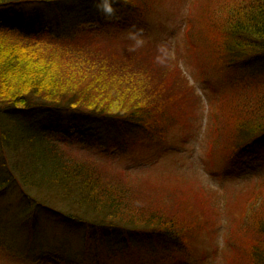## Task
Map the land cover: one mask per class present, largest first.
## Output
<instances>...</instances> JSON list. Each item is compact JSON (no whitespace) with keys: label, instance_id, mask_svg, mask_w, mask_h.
<instances>
[{"label":"trees","instance_id":"16d2710c","mask_svg":"<svg viewBox=\"0 0 264 264\" xmlns=\"http://www.w3.org/2000/svg\"><path fill=\"white\" fill-rule=\"evenodd\" d=\"M106 2L110 7H134L141 18L153 4L0 0V9L41 4L55 19L47 27H19L16 19L0 18V199L15 194L25 206L19 215L0 223V236L5 240L26 232L28 248L40 247L34 227L42 213L83 232L82 264H180L184 239L192 241L207 222L201 218L205 209L195 214L193 206H184L168 174L136 182L95 157L107 156L123 143L142 144L154 137L163 144L169 128L184 126V74L166 54L160 62L146 61V50L134 48L135 41L93 44L82 37L84 29L65 26L69 20L77 22L81 11L87 15ZM225 3L218 32L201 14L202 27H212L208 38L216 43L219 60L233 70L264 63V0ZM253 95L250 100H242L244 95L231 100L233 122L226 113L220 117L219 103H211L230 162L253 158L264 142V89ZM57 112H72L103 125L106 136L113 131L116 142L109 147L84 146L78 137L48 123L21 119ZM255 200L254 207L251 201L240 209L234 205L241 243L230 247L231 235L224 238V264H264V200ZM0 247L17 261L11 244Z\"/></svg>","mask_w":264,"mask_h":264},{"label":"rangeland","instance_id":"374dc122","mask_svg":"<svg viewBox=\"0 0 264 264\" xmlns=\"http://www.w3.org/2000/svg\"><path fill=\"white\" fill-rule=\"evenodd\" d=\"M138 1L131 0L134 5H139ZM227 1L231 2L153 0L143 18L136 16L138 11L134 7H110L106 2L87 15L86 11H81L77 22L65 23L66 27L84 29L82 37L93 44L135 41L134 48L146 50L143 53L146 61L160 62L166 54L176 60L183 71L186 82L182 106L184 126L169 128L163 144L154 137L142 144L123 143L120 149L104 157L94 156L99 162L125 171L136 182L168 174L174 177V181L173 178L170 181L174 182L172 185L177 184L174 187L179 188L184 206H193L190 210L195 214L205 209L201 218L206 217L207 222L197 229L192 241L184 239L180 264H224L228 245L224 238L231 235L230 247L241 243L237 240L239 213L234 205L240 209L251 201L254 207L258 205L255 197L264 200V142L253 158L230 162L223 136L218 135L221 125L218 128L211 107V103L213 106L219 103L220 117L226 113L233 122L231 100L240 95H244L242 100H250L254 97L250 95L264 89V63L235 70L226 68L216 52V43L208 38L207 30L213 27L218 32L217 23L224 17L220 7L223 3L227 5ZM52 13L48 7L29 3L1 8L0 18H17L19 27H47L48 21L55 20ZM201 14L203 20L207 17V22L213 21L212 27H202ZM115 27L123 28L116 30ZM104 46L112 45L105 43ZM21 119L27 123H48L74 139L78 137L84 146L109 147L116 142L113 131L107 137L103 125L77 118L72 112L31 114ZM158 180L167 182L162 178ZM24 207V201L17 195L4 196L0 199V223L19 215ZM243 224L242 229L246 227ZM34 231L40 243V247L34 249L28 248L26 232L16 237L6 236L5 240L0 236V245L11 244L17 257V261L12 260L0 247V264H82L80 245L84 235L80 229L38 213Z\"/></svg>","mask_w":264,"mask_h":264}]
</instances>
